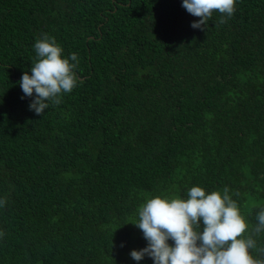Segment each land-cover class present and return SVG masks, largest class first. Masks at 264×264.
<instances>
[{
    "label": "trees",
    "instance_id": "16d2710c",
    "mask_svg": "<svg viewBox=\"0 0 264 264\" xmlns=\"http://www.w3.org/2000/svg\"><path fill=\"white\" fill-rule=\"evenodd\" d=\"M182 4L0 0V264H154L130 255L148 246L137 209L194 186L227 187L255 225L264 0L203 31ZM43 33L77 54L82 83L36 115L19 82Z\"/></svg>",
    "mask_w": 264,
    "mask_h": 264
},
{
    "label": "clouds",
    "instance_id": "9594fccd",
    "mask_svg": "<svg viewBox=\"0 0 264 264\" xmlns=\"http://www.w3.org/2000/svg\"><path fill=\"white\" fill-rule=\"evenodd\" d=\"M236 5L237 0H183L182 7L200 18L191 27L203 31L215 13L221 16L218 23H225L235 14ZM34 51L31 74L24 72L19 86L25 94L22 99L31 98L29 110L44 115L50 104H61L62 97L82 83L79 59L76 53L65 57L64 49L47 33L37 37ZM6 203L0 199V207ZM137 212L133 224L148 242L144 249L130 253L137 262L147 256L154 264H264V248L258 247L255 238L264 233V208L257 212L255 225H250L227 187L222 193H207L194 186L186 199L156 196ZM4 235L0 231V238Z\"/></svg>",
    "mask_w": 264,
    "mask_h": 264
}]
</instances>
